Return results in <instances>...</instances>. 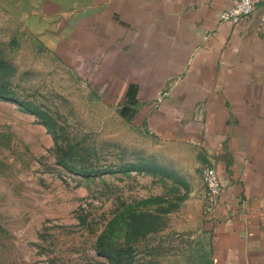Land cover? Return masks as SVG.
<instances>
[{
    "label": "rangeland",
    "instance_id": "rangeland-1",
    "mask_svg": "<svg viewBox=\"0 0 264 264\" xmlns=\"http://www.w3.org/2000/svg\"><path fill=\"white\" fill-rule=\"evenodd\" d=\"M23 12L0 0V85L52 117L55 134L0 98V264H110L97 237L111 223L113 243L124 241L133 208L153 214L155 231L124 247L131 264H214L199 150L137 125L72 54L47 50Z\"/></svg>",
    "mask_w": 264,
    "mask_h": 264
},
{
    "label": "crops",
    "instance_id": "crops-1",
    "mask_svg": "<svg viewBox=\"0 0 264 264\" xmlns=\"http://www.w3.org/2000/svg\"><path fill=\"white\" fill-rule=\"evenodd\" d=\"M254 1L230 24L219 15L234 0H10L105 99L214 166L221 192L204 221L214 264H264V0Z\"/></svg>",
    "mask_w": 264,
    "mask_h": 264
},
{
    "label": "trees",
    "instance_id": "trees-1",
    "mask_svg": "<svg viewBox=\"0 0 264 264\" xmlns=\"http://www.w3.org/2000/svg\"><path fill=\"white\" fill-rule=\"evenodd\" d=\"M132 89L133 88L130 87L128 91V98L130 97L128 99L129 104H132L134 102V100L131 98V95L133 94ZM0 98L18 103L13 93H11L10 91H7V87L2 86V85H0ZM18 104L22 105L26 110L34 113L36 117L42 120L44 125L50 131L52 130V127H53L51 123L53 121L52 117L45 116L41 112L33 109V107L28 106V104L25 102H21ZM126 110H128V107L122 108L121 112H123L124 114L126 113ZM51 132L55 134V132L53 131ZM55 143L57 145V141H55ZM62 150H67V153H71V150L69 148L63 147ZM65 154H66V151H65ZM58 160L61 161L59 157H58ZM119 215H122L123 217L124 213H121ZM153 221H154V216L152 213L142 212L135 208L131 209L130 211L127 212V215H125L123 219V228H125L124 241L119 242V244L117 245L113 243L110 237L111 223H109L107 226H104V228L102 229V231L97 237L96 245H95L97 254L108 259L110 264H131V262L133 261V257L124 255L126 254L124 247L127 244H129L132 240L137 242L140 237H143L147 235L148 233L155 231Z\"/></svg>",
    "mask_w": 264,
    "mask_h": 264
},
{
    "label": "built area",
    "instance_id": "built-area-1",
    "mask_svg": "<svg viewBox=\"0 0 264 264\" xmlns=\"http://www.w3.org/2000/svg\"><path fill=\"white\" fill-rule=\"evenodd\" d=\"M255 5L254 0H234L230 6L220 12L219 21L238 24L252 14ZM161 98L162 94L157 101H161ZM201 178L204 185V212L209 216L218 204L221 183L216 169L210 164H206L201 168Z\"/></svg>",
    "mask_w": 264,
    "mask_h": 264
}]
</instances>
